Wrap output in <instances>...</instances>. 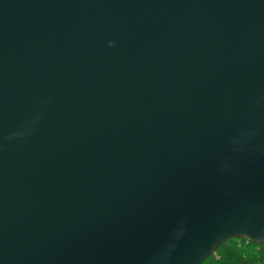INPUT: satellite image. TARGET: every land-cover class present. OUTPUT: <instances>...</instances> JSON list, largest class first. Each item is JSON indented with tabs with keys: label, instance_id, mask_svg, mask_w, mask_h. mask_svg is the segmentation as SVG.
<instances>
[{
	"label": "water",
	"instance_id": "1",
	"mask_svg": "<svg viewBox=\"0 0 264 264\" xmlns=\"http://www.w3.org/2000/svg\"><path fill=\"white\" fill-rule=\"evenodd\" d=\"M264 241V0H0V264H201Z\"/></svg>",
	"mask_w": 264,
	"mask_h": 264
},
{
	"label": "trees",
	"instance_id": "2",
	"mask_svg": "<svg viewBox=\"0 0 264 264\" xmlns=\"http://www.w3.org/2000/svg\"><path fill=\"white\" fill-rule=\"evenodd\" d=\"M201 264H264V241L231 238L221 243Z\"/></svg>",
	"mask_w": 264,
	"mask_h": 264
}]
</instances>
